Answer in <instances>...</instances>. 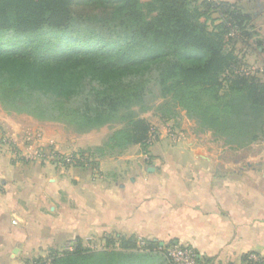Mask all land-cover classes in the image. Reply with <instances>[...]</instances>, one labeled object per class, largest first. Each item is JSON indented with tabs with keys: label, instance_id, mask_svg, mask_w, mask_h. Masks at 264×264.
<instances>
[{
	"label": "trees",
	"instance_id": "trees-1",
	"mask_svg": "<svg viewBox=\"0 0 264 264\" xmlns=\"http://www.w3.org/2000/svg\"><path fill=\"white\" fill-rule=\"evenodd\" d=\"M251 17L212 0H0V106L77 133L122 124L100 146L146 149L150 124L138 110L155 85L161 121L172 100L198 131L244 147L264 131V81L224 46L262 45L261 28L243 30ZM73 242L27 264H169L170 245L136 249L132 236L106 238L101 249Z\"/></svg>",
	"mask_w": 264,
	"mask_h": 264
},
{
	"label": "crops",
	"instance_id": "crops-1",
	"mask_svg": "<svg viewBox=\"0 0 264 264\" xmlns=\"http://www.w3.org/2000/svg\"><path fill=\"white\" fill-rule=\"evenodd\" d=\"M32 123L35 146L88 157L59 170L33 152L25 160L0 156V264H24L73 240L104 245L120 236L189 246L208 264H242L250 252L264 258L260 156L247 160L244 147L196 130L184 116L177 131L155 128L146 149L136 144L104 157L92 154L102 127L67 137Z\"/></svg>",
	"mask_w": 264,
	"mask_h": 264
},
{
	"label": "rangeland",
	"instance_id": "rangeland-1",
	"mask_svg": "<svg viewBox=\"0 0 264 264\" xmlns=\"http://www.w3.org/2000/svg\"><path fill=\"white\" fill-rule=\"evenodd\" d=\"M212 1L215 4H221V3L231 4L242 14L251 13L252 14L251 21H249L246 25H244L243 30H246L247 32L250 33L251 31L254 30V27L257 28L261 27L262 30H264V0H212ZM218 16H220V14L216 12H214L211 15L212 18H217ZM262 36L264 37V33L262 34ZM225 40L227 43L225 44L224 47L227 50H231L240 60L241 62L240 69L247 71L250 75L257 76L258 78L264 81V75L262 72L260 73V71H263L264 68L263 67L264 42L262 43V45L259 46L252 39L236 40L233 38L231 42H228V38H225ZM143 98L145 102V109L143 111L138 110L139 117L149 122L150 124L149 129H151L150 131L152 130L154 131L155 128L156 129L160 128L162 124L163 127H165L166 129H170V131H173L174 129H176L177 131L182 128L174 125L175 122L174 120H176L179 116H180L179 118L183 117V115L181 114V111H179L180 108L172 100L169 101V105L166 110L168 111V115H170L171 113V118H168L167 121H161L162 119L158 117L159 115L156 112V107L159 105V103L162 102V99L160 96V92L155 85H152L151 87H149V89H147L144 92ZM27 115L28 114H24V113L18 114L13 112H7L6 110L0 107V152H1L0 154H2L0 156L6 157L8 156L7 154H9L12 157L15 156L16 160H25L26 154H31V152H33L31 156H34L37 161L45 162V164H50L53 167L59 168V170L65 169V167L67 166V161H65V159L70 158L73 155L75 156L74 160L79 162L78 160L82 158L81 156L82 154L80 155L79 151H68V152H64L63 154H60V152H58L54 148H48L42 145L35 146L34 143L35 141L37 143L36 137L37 135L39 136V134H37V132L32 133V129H31L33 126L32 121H37L39 123L42 122V124L47 125L48 128L46 127L45 131H47L48 133L61 131L60 133H63L67 137L72 135H76L77 137H80L81 136L80 134H78L71 126H66L59 122L38 120L30 115L28 116ZM122 126H123L122 124L104 126L101 129H99L98 132H102L101 134L104 136V139H106L107 141L108 138L116 131H118ZM194 128L196 129L195 125ZM39 129H34V130L37 131ZM39 133L42 136V132ZM212 136L215 139L216 136L213 134ZM171 138L173 139V137H170V139ZM111 143L112 142H110V144ZM110 144L105 146L103 145L102 147L100 146L99 150L98 149L93 150L92 151V154H94L93 156L96 155L99 157L116 156V155H120L122 151H125L124 149L118 148V146H111ZM252 144L256 147L253 149L251 147L250 148L247 147ZM257 147L258 149H256ZM20 149H22L23 151L19 153L18 151ZM244 149L245 150L243 151L244 152L243 154L244 156H247V160H252L254 159V157H258V156H260L261 159H264L263 157L264 131L259 136V139H257L252 143H249L248 145H245ZM255 150L258 151V153L255 152ZM251 155H254L252 156V159H250ZM77 162H75V164H77ZM70 165H74V163ZM137 242H138V246L136 249H139L138 247L143 246V242L141 240ZM82 245L91 249H101L104 247L105 244L102 245L97 242L89 241L87 243H82ZM69 247H71V244H69L68 242L64 248L56 249L54 251L49 252L48 254L45 253V255L42 257L48 261V259H51L52 255L60 254L61 252L64 251L65 248L69 250ZM247 254H252V253L250 252ZM36 257L38 256H34L28 259L32 260L33 258ZM27 263L28 262L25 260L24 264Z\"/></svg>",
	"mask_w": 264,
	"mask_h": 264
},
{
	"label": "built area",
	"instance_id": "built-area-1",
	"mask_svg": "<svg viewBox=\"0 0 264 264\" xmlns=\"http://www.w3.org/2000/svg\"><path fill=\"white\" fill-rule=\"evenodd\" d=\"M154 137V131H150L148 134L147 143H151ZM82 158L78 161L86 162L87 157L85 158L81 155ZM75 156H71L70 158H66L67 165L77 162ZM72 245L74 242H69ZM69 247V249L71 248ZM68 248V246H67ZM164 253L168 258L169 264H203L199 259L196 251L189 246H178V245H170L164 248ZM242 264H264V258L257 256L256 254H247V260L242 262Z\"/></svg>",
	"mask_w": 264,
	"mask_h": 264
}]
</instances>
